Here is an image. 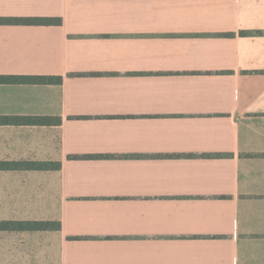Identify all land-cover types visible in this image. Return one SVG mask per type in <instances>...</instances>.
<instances>
[{
    "label": "crops",
    "instance_id": "crops-1",
    "mask_svg": "<svg viewBox=\"0 0 264 264\" xmlns=\"http://www.w3.org/2000/svg\"><path fill=\"white\" fill-rule=\"evenodd\" d=\"M13 17L61 19L0 22V76L61 77L0 83L1 118L49 120L0 124V220L60 224L0 230L25 264H264V0H0Z\"/></svg>",
    "mask_w": 264,
    "mask_h": 264
},
{
    "label": "trees",
    "instance_id": "trees-1",
    "mask_svg": "<svg viewBox=\"0 0 264 264\" xmlns=\"http://www.w3.org/2000/svg\"><path fill=\"white\" fill-rule=\"evenodd\" d=\"M6 20L11 23L18 24H59L61 19L59 17H13L0 18V22ZM59 76H30V75H16V76H0V83H60ZM49 120L41 117H21V118H7L0 117V124H48ZM6 163H1L0 166ZM18 166H24L31 169H43L47 167H56L55 163L46 162H21L15 163ZM58 221L48 220H0V230L10 231H36V230H56L59 229Z\"/></svg>",
    "mask_w": 264,
    "mask_h": 264
},
{
    "label": "rangeland",
    "instance_id": "rangeland-1",
    "mask_svg": "<svg viewBox=\"0 0 264 264\" xmlns=\"http://www.w3.org/2000/svg\"><path fill=\"white\" fill-rule=\"evenodd\" d=\"M24 239L21 236L0 233V264H25L23 256L26 255L21 250ZM19 248V250H17ZM30 249V248H29ZM26 253L30 255V250ZM29 264V262H28Z\"/></svg>",
    "mask_w": 264,
    "mask_h": 264
}]
</instances>
